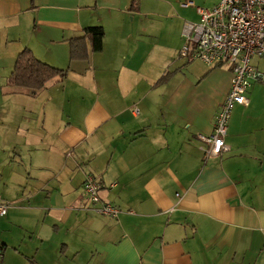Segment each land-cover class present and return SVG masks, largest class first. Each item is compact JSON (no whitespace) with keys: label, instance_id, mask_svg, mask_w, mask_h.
Segmentation results:
<instances>
[{"label":"crops","instance_id":"crops-1","mask_svg":"<svg viewBox=\"0 0 264 264\" xmlns=\"http://www.w3.org/2000/svg\"><path fill=\"white\" fill-rule=\"evenodd\" d=\"M131 4L0 0V264H264V98L247 90L206 158L231 69L179 57L186 21L130 31ZM25 48L66 79L11 88ZM88 173L117 220L86 210Z\"/></svg>","mask_w":264,"mask_h":264},{"label":"built area","instance_id":"built-area-1","mask_svg":"<svg viewBox=\"0 0 264 264\" xmlns=\"http://www.w3.org/2000/svg\"><path fill=\"white\" fill-rule=\"evenodd\" d=\"M184 7L193 6L192 2ZM198 21L184 27V45L179 57L196 60L208 67L227 66L231 69L229 91L214 116L212 133L199 135L207 144L205 157L220 156L229 151L226 144L228 122L236 106L247 107V90L255 83L264 84V72L252 59L264 60V0H220L213 7H196ZM83 193L86 210L95 215L117 220L120 209L103 202L100 185L90 173L85 176ZM9 205L0 195V219Z\"/></svg>","mask_w":264,"mask_h":264},{"label":"rangeland","instance_id":"rangeland-1","mask_svg":"<svg viewBox=\"0 0 264 264\" xmlns=\"http://www.w3.org/2000/svg\"><path fill=\"white\" fill-rule=\"evenodd\" d=\"M219 1L220 0H137L134 9L128 16V21L132 22L130 24V31H179L182 22L195 23L198 21V15L195 10L196 7H213L217 5ZM188 2H192L193 6L184 7L183 5ZM131 18H133V21H131ZM252 64H257L261 71L264 72V60L253 58ZM74 88H76V86H74L73 89ZM249 92H251L253 100L259 101L264 98V85L262 83L253 84Z\"/></svg>","mask_w":264,"mask_h":264},{"label":"trees","instance_id":"trees-1","mask_svg":"<svg viewBox=\"0 0 264 264\" xmlns=\"http://www.w3.org/2000/svg\"><path fill=\"white\" fill-rule=\"evenodd\" d=\"M135 2L136 0H132L131 8L134 7ZM92 47L93 40L89 36L68 40L69 60L71 62L87 61ZM67 75V69L62 70L43 63L36 59L29 49L25 48L16 56L8 85L16 91H24L28 95L34 96L43 90L50 81L63 82Z\"/></svg>","mask_w":264,"mask_h":264}]
</instances>
